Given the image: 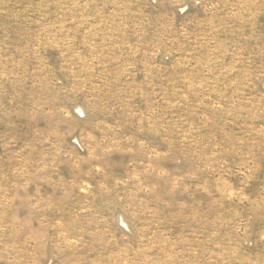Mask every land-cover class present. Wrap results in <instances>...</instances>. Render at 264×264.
Instances as JSON below:
<instances>
[{
    "label": "rangeland",
    "instance_id": "rangeland-1",
    "mask_svg": "<svg viewBox=\"0 0 264 264\" xmlns=\"http://www.w3.org/2000/svg\"><path fill=\"white\" fill-rule=\"evenodd\" d=\"M0 264H264V0H0Z\"/></svg>",
    "mask_w": 264,
    "mask_h": 264
}]
</instances>
